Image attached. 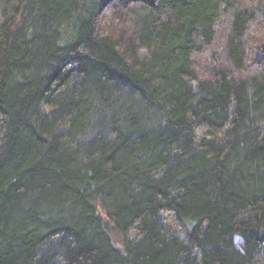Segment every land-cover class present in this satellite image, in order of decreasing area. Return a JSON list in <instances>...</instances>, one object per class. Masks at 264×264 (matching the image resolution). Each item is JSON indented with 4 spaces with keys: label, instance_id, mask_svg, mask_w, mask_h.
<instances>
[{
    "label": "trees",
    "instance_id": "trees-1",
    "mask_svg": "<svg viewBox=\"0 0 264 264\" xmlns=\"http://www.w3.org/2000/svg\"><path fill=\"white\" fill-rule=\"evenodd\" d=\"M0 13V264H264V0Z\"/></svg>",
    "mask_w": 264,
    "mask_h": 264
},
{
    "label": "rangeland",
    "instance_id": "rangeland-1",
    "mask_svg": "<svg viewBox=\"0 0 264 264\" xmlns=\"http://www.w3.org/2000/svg\"><path fill=\"white\" fill-rule=\"evenodd\" d=\"M2 18V15H1V13H0V19ZM200 60H201V63H202V58H200ZM207 60V59H206Z\"/></svg>",
    "mask_w": 264,
    "mask_h": 264
}]
</instances>
